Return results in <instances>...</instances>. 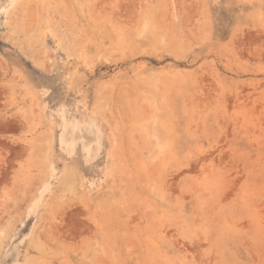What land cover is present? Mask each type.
Here are the masks:
<instances>
[{
  "label": "rangeland",
  "instance_id": "rangeland-1",
  "mask_svg": "<svg viewBox=\"0 0 264 264\" xmlns=\"http://www.w3.org/2000/svg\"><path fill=\"white\" fill-rule=\"evenodd\" d=\"M0 264H264V0H0Z\"/></svg>",
  "mask_w": 264,
  "mask_h": 264
}]
</instances>
